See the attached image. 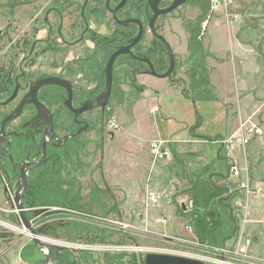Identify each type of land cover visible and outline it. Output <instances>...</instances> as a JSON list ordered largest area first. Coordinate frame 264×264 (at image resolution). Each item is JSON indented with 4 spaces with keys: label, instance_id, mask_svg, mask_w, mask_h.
Instances as JSON below:
<instances>
[{
    "label": "rangeland",
    "instance_id": "obj_1",
    "mask_svg": "<svg viewBox=\"0 0 264 264\" xmlns=\"http://www.w3.org/2000/svg\"><path fill=\"white\" fill-rule=\"evenodd\" d=\"M29 1L0 0V30L2 31L0 65L9 60L8 56L20 54L16 41L20 36L21 23L26 22L31 7H34ZM58 1V7L66 17L65 13L68 12L70 5L77 7L74 10L79 12L83 0H72V2L69 0L70 4L63 0ZM210 2L211 0H208L209 9ZM232 2L229 8L217 10L220 13L216 15L215 12L211 14L207 22H211L214 17H219L225 28L232 29L230 26L231 22H234L232 17L237 16V23L240 25L238 36L249 45L248 102L240 101L241 110L235 108L236 102L229 103L232 109H227L226 104L221 105L212 95L213 86L210 76L217 77L216 75L224 68L228 75L234 73L230 58L231 43L228 44L222 39L221 55L213 51L211 54L203 46L205 31L203 33L201 31L210 10L202 14L198 9H193L194 7L183 6L159 21L161 25H170V29L167 30L164 27L163 32L176 53L175 73L168 80L153 79V81L142 82L139 79L144 85L145 92H138V95L128 92L129 89L123 87L125 95L120 96L119 108L110 109L106 114L105 132L111 131L114 142L106 148L100 162H97V167L98 163L106 166L107 175L110 172L111 179L116 180L119 175L120 185L129 191L130 200L131 196L135 197L137 194V188L138 191H142L147 185L150 186L155 182L161 183L163 188H169L172 186L171 183L179 179L181 184L169 193L168 200L175 202L176 206L180 202L188 208V213L195 212L196 217L201 215L202 219H208L213 214L212 216H215L218 221L217 227L209 230L211 237L207 239V243H199L188 221L185 222L187 225L186 233L183 234L185 236L177 234L170 237L166 235L165 224L155 221L156 227H152V221L135 222L134 216L127 217L128 221L119 222L122 224L119 226L117 221L94 222V220L85 226L84 221L81 220L77 222L78 224H74L72 232H67L62 238L53 240V237L43 236L40 238L42 242L86 249L92 255H87L82 261L88 264H99L104 257L111 256L116 257V263L142 264L146 254L185 257L200 260L204 264H217L215 257L205 247H223L231 250L241 236L242 239L250 241L247 253L249 260L245 264H264V147L262 145L264 137L261 141L247 146L244 149V155H242L244 150L238 146L227 154L237 161L243 171L241 176L247 179L250 186L263 187L262 193L252 194V196L239 192L237 195L226 194V188L232 182L228 180V173L223 170L224 164L226 167L228 162L220 156L219 160L216 157V151L219 149L216 142L221 138L213 139L211 135L202 138L194 137L197 127L199 128L202 124L201 119L207 123L205 125L208 126V130L215 131L214 123L218 120L213 116L219 112L222 119L215 126L221 129L226 127L227 131H231L229 136L249 118L259 123L264 130V0H232ZM51 6H53V0L37 1V13L42 9L39 21L43 17L44 9ZM75 12L74 16H76ZM193 28L198 30L197 38L202 48L201 55L196 53L195 48L189 44L193 37L191 35L194 33ZM144 39L146 40L143 43L147 44L150 38L145 36ZM221 56L223 57L219 58ZM117 73L119 75V70ZM116 79H120L119 83H121V77L117 76ZM192 103L195 104L192 105ZM153 107L158 109L157 113L150 112ZM230 116H232L231 119ZM230 121L233 123L232 126L227 124ZM155 124L162 134L170 132L168 137L157 140L167 141L168 148L175 141L180 145H176L173 151L169 149L171 153L169 160H157L154 163L152 178L151 180L149 178L147 183L149 167L144 164L149 159H151V165L154 162L148 147L151 137L157 135L154 129ZM205 134L201 132V136ZM212 134L215 135V133ZM223 153L221 152V155L225 156ZM220 160H223L224 164ZM134 163L138 165V173L134 170ZM157 171L163 175V179L156 177L159 174ZM136 174H138V180H135ZM165 177L170 180H165ZM140 187L142 189L139 190ZM122 193L124 202L125 194ZM175 214L182 215L181 209L175 208ZM193 216L191 214L192 218ZM18 220L15 208L3 204L0 199V242L2 244L0 264H15L19 254L24 264H36L42 258L35 249L28 231L26 234L21 233L22 227ZM224 264H243V262L233 263L225 259Z\"/></svg>",
    "mask_w": 264,
    "mask_h": 264
},
{
    "label": "flooded vegetation",
    "instance_id": "obj_2",
    "mask_svg": "<svg viewBox=\"0 0 264 264\" xmlns=\"http://www.w3.org/2000/svg\"><path fill=\"white\" fill-rule=\"evenodd\" d=\"M37 1H29L34 7L20 26L16 41L20 54L8 56L0 65V199L10 206L18 201L30 230L46 226L41 236L55 240L72 232L81 220L85 226L91 220L117 221L119 226L132 218L129 191L120 185L119 175L111 179L105 165L97 167L114 142L111 131L105 132L106 114L119 108L123 87L138 95L145 92L141 81L157 79L153 73L165 74L169 56L150 31V0H83L79 12L70 5L66 17L59 1L53 0L41 21ZM172 1L160 0L157 9ZM197 1L187 0L176 10L198 9ZM168 15L152 25L174 59L172 73L163 80L170 79L177 67L175 50L163 32L170 25L159 22ZM139 28L141 37L132 44ZM145 36L150 38L147 44ZM121 49L125 52L112 64L106 91L108 61ZM62 248L56 261L51 256L50 264H88L82 259L92 255L86 249ZM115 259L104 257L99 264H120Z\"/></svg>",
    "mask_w": 264,
    "mask_h": 264
},
{
    "label": "crops",
    "instance_id": "obj_3",
    "mask_svg": "<svg viewBox=\"0 0 264 264\" xmlns=\"http://www.w3.org/2000/svg\"><path fill=\"white\" fill-rule=\"evenodd\" d=\"M217 13H220V11H216L215 15ZM219 17H214L212 18V21L207 23L206 28H205V34H204V38H203V46L206 50H209V52L212 54L217 53L219 55H221V50H220V44L222 42V39L226 40V42L231 43V62L233 63V69H234V73L232 75H228L227 70L224 68V70H220V72L216 75L217 77H211V84L213 86L212 88V95H214L217 100L219 101L218 103H220L221 105L226 104V108H230L232 109V106H229L228 104H232L233 102H236L237 106L235 107L238 110H241L242 106L239 104L240 101H246L248 102L249 99V84H248V78H249V45L244 43L242 38L240 39L238 36V31L240 30V25L236 22H231L230 26H232V29L225 28L224 27V23L223 21H221V19L219 20ZM231 30V33H230ZM203 33V32H202ZM213 51V52H212ZM228 53H229V49H228ZM223 56L219 57L222 58ZM237 62V64H236ZM240 68V69H238ZM247 79V81L245 80ZM235 99V101H234ZM246 99V100H245ZM197 103V102H196ZM200 103V102H198ZM206 103V102H205ZM195 103H192V105H194ZM233 108V109H235ZM200 118H202L201 116H199ZM216 119L218 121L215 120L214 123V128L215 131L213 130H208V126L205 125L207 124L204 119L202 120V124L201 126H199V128L197 127L196 133H194V137L195 138H202V137H209L210 135L212 136L213 139L215 138H223V136H229V133L231 132L230 130L227 131L226 127H224L223 129H221V127H217L216 128V124H218V122L220 121V119H222V116L219 113H216ZM230 119L232 118V116L229 117ZM158 125V123H156ZM155 124L154 129L156 130V136L155 137H151V141L150 144L154 141H156L157 139H161L163 137H168L169 133L167 134H162V132L160 131L159 128H157V125ZM162 124V123H161ZM204 124V125H203ZM226 124V123H225ZM227 124H229L230 126L233 125L232 121L228 122ZM226 124V125H227ZM225 125V126H226ZM201 132L206 133L205 135L201 136ZM212 133H215L212 134ZM200 134V135H199ZM227 136V137H228ZM218 140V139H217ZM176 141L174 143L171 144V146H169V149L171 148V151H173V148L176 145H180V144H175ZM216 143H214L215 145ZM218 146V151H216V157L217 160L218 157H222L225 159L226 162H228V164L225 167V164L223 162V160H220L223 164H224V168L223 170L225 172L228 173V169H229V162L230 159L226 156L225 151L220 147V145L216 144ZM149 152L151 154L150 151V145L148 147ZM221 152H224L223 155H221ZM245 154V150L242 152V155ZM152 156V154H151ZM153 163L151 165V159L146 160L145 162V166H148V175H147V183L149 181V178L151 180L152 178V174L154 172V163L157 160L153 159ZM160 161V160H159ZM166 163H170V162H166ZM134 170L137 172L138 171V165L137 163H134ZM151 166V167H150ZM141 168V167H140ZM139 168V170H140ZM159 173V171H157ZM138 173V172H137ZM156 176V175H155ZM228 176V180L230 182H232V184L226 188H236L237 185V181L230 178L229 174H227ZM163 179V175L161 173L158 174V176ZM135 180H138V174H136L135 176ZM165 180H170L169 178L165 177ZM133 182V181H131ZM180 180L176 179L174 183H171L169 188H163V185H161V183L159 182H155L150 186H146V189H142L141 187L139 188L142 189V191H138L137 188V194L135 195V197L131 196V200H129V203L131 202L133 209V214L132 216H134V220L135 222H141L143 220H147L148 222H151V226L152 227H156V223L155 221H158L159 218H164L166 223H165V232L166 235L173 237L175 235H181V236H185L183 234L186 233V229L185 226H187L185 224V222H189V225L193 228V232L195 235V238L198 240L200 238H202V240L204 241V243H207V239H210L211 234L209 232L210 229H213L214 227H217V219L215 216H212L208 219H202L203 217L200 215V217H196V213L195 212H189L188 208L185 207L183 204H181L180 202H178L177 206L175 204V202H170L168 200V196L169 193H171L173 191V189L178 185H180ZM258 186V185H257ZM124 187V186H122ZM138 187V186H137ZM172 189V190H171ZM154 193L156 194V196L158 197V202L155 205L150 204L147 201V193ZM239 193H242L241 191H238ZM238 193V195H240ZM227 194V193H226ZM237 195V192L234 194ZM234 195H232V197H234ZM128 203V204H129ZM175 208H179L181 209V214L182 215H176L175 214ZM136 209V210H135ZM136 213V214H135ZM191 214L194 215L192 218ZM165 215V216H163ZM205 220V222L203 221ZM210 221V222H209ZM197 222V224H196ZM188 225V228H190V226ZM163 227V228H164ZM222 245V244H221ZM214 247V246H213ZM15 264H24L23 261L20 259V254L17 256L16 261L14 262Z\"/></svg>",
    "mask_w": 264,
    "mask_h": 264
},
{
    "label": "built area",
    "instance_id": "obj_4",
    "mask_svg": "<svg viewBox=\"0 0 264 264\" xmlns=\"http://www.w3.org/2000/svg\"><path fill=\"white\" fill-rule=\"evenodd\" d=\"M233 4L232 0H211L210 2V11L208 13L207 19L202 24L201 31L203 32L207 25V20L210 15L216 12L219 9H227ZM232 20L236 22L238 20L237 16H233ZM200 36V35H199ZM150 112L152 114L157 113L158 109L153 107ZM264 137V130L259 123L252 119H247L242 122L237 131L226 137L219 139L216 143L225 151L226 155L230 154L236 146L241 147V150L245 149L247 146L251 145L253 142L261 141ZM238 144V145H236ZM264 147V143L262 144ZM150 151L154 160H169L171 158V153L168 148L167 141L156 140L150 144ZM230 159L228 174L229 177L237 181L236 188L227 189V194H233L238 191H241L245 195L252 196L262 193V186H250L247 179L243 178L242 168L238 165L236 160H233L227 155ZM147 201L155 205L158 202V197L154 193H147ZM158 222L165 224L166 221L164 218L158 220ZM236 246L231 250L223 247H205L213 257L216 259L217 264H224L225 259L234 262L241 261L243 264L248 263V247H250V241L248 239H242L238 237Z\"/></svg>",
    "mask_w": 264,
    "mask_h": 264
},
{
    "label": "water",
    "instance_id": "obj_5",
    "mask_svg": "<svg viewBox=\"0 0 264 264\" xmlns=\"http://www.w3.org/2000/svg\"><path fill=\"white\" fill-rule=\"evenodd\" d=\"M125 0H123L124 2ZM187 0H173L172 3L170 4L169 7L163 9V10H159L157 9V5L159 4L160 0H150L148 2V4L150 5L152 11H153V17L152 19L149 21V28L150 31L152 33V35L157 38L158 40H160L164 45L165 48L167 50L168 56H169V69L168 71L163 74V75H156L155 73H153L154 77L157 79H167L170 74L172 73L173 70V65H174V59H173V54L171 52V49L169 48V46L167 45V43L161 38L159 37L157 34H155V32L153 31V22L154 20H156L158 17L160 16H164V15H168L170 13H172L173 11H175L177 8H179L180 6H182L183 4H185ZM131 22H136V21H131ZM139 26L140 24L138 22H136ZM141 33L142 30L141 28H139V33L138 35L135 37V39H133L131 41L132 44L136 43L139 38L141 37ZM125 50L121 49L117 52H115L112 57L109 59L107 67H106V75H107V89L106 91H108V84H109V80H110V73H111V68H112V64L115 60V58L119 55L124 53ZM107 95V93H106ZM4 124V123H3ZM13 207L15 208V211L19 217L18 223L20 225V227H22V229L24 230H29V236L30 239L35 247V249L38 250V252L41 254L43 261L41 264H50V260H51V256H55L54 261H56L58 259V257L60 256V252L63 250L62 246L56 243H45L41 241V235L43 234V229H45V227H42L40 230L37 231H33L30 230V222L27 221V219L25 218V211L23 209V206L21 204L18 203V201H15V203L13 204ZM2 250V244L0 242V252ZM143 264H204L202 261L200 260H195V259H190V258H185V257H177V256H170V255H161V254H146L143 258Z\"/></svg>",
    "mask_w": 264,
    "mask_h": 264
},
{
    "label": "trees",
    "instance_id": "obj_6",
    "mask_svg": "<svg viewBox=\"0 0 264 264\" xmlns=\"http://www.w3.org/2000/svg\"><path fill=\"white\" fill-rule=\"evenodd\" d=\"M195 5H196V7L199 9V11L202 14H205V12H207L206 10L209 11V8H208V0H199V1L196 2ZM206 15L204 16L203 20L205 19ZM191 35H193V37L191 38V41H190L189 44H190V46H192L193 48H195L196 53H199V55H201L202 48H201V45H200V42H199L200 40L197 38L198 37V30L194 31V33L191 34ZM201 59L202 58H200V60ZM199 77L201 78L200 75H199ZM198 241H199V243L204 244V241L202 240V238L198 239Z\"/></svg>",
    "mask_w": 264,
    "mask_h": 264
}]
</instances>
